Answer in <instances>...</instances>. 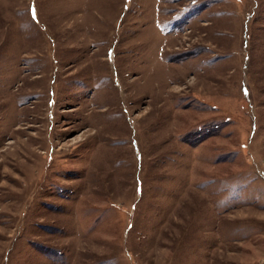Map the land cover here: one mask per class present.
Here are the masks:
<instances>
[{"label":"rangeland","instance_id":"rangeland-1","mask_svg":"<svg viewBox=\"0 0 264 264\" xmlns=\"http://www.w3.org/2000/svg\"><path fill=\"white\" fill-rule=\"evenodd\" d=\"M0 264H264V0H0Z\"/></svg>","mask_w":264,"mask_h":264}]
</instances>
